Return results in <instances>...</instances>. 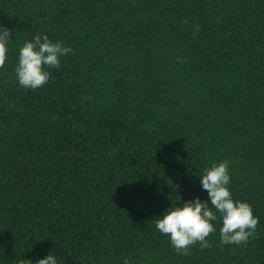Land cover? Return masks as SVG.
I'll use <instances>...</instances> for the list:
<instances>
[{
    "label": "trees",
    "instance_id": "1",
    "mask_svg": "<svg viewBox=\"0 0 264 264\" xmlns=\"http://www.w3.org/2000/svg\"><path fill=\"white\" fill-rule=\"evenodd\" d=\"M0 26V264H264V0H0ZM37 33L73 51L24 88ZM224 160L256 232L180 254L156 220Z\"/></svg>",
    "mask_w": 264,
    "mask_h": 264
},
{
    "label": "clouds",
    "instance_id": "2",
    "mask_svg": "<svg viewBox=\"0 0 264 264\" xmlns=\"http://www.w3.org/2000/svg\"><path fill=\"white\" fill-rule=\"evenodd\" d=\"M198 31L197 28L196 32ZM11 36V29L0 26V68L5 66L8 58ZM72 51L71 47L60 41L54 42L47 34L37 33L34 39L26 41L20 48L15 68L19 85L31 89L43 87L51 75L48 69H59L60 58ZM200 177L202 188L207 191L211 203L202 202L197 197L185 202L183 206H171L162 218L156 220V229L170 237L171 244L178 253L186 254L197 243L201 249L211 247L208 237L216 231L213 222L219 218L222 220V244H246L255 234L259 218L254 215L250 203L233 198L229 188V161L212 163ZM19 264H32V261L20 260ZM36 264H57V259L50 253ZM124 264H129V261L126 259Z\"/></svg>",
    "mask_w": 264,
    "mask_h": 264
}]
</instances>
